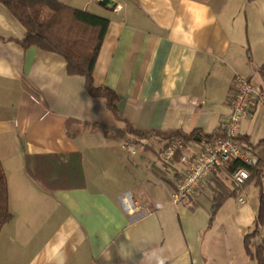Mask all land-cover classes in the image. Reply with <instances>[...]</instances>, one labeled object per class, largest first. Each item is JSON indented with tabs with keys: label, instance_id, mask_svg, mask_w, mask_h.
Masks as SVG:
<instances>
[{
	"label": "crops",
	"instance_id": "crops-1",
	"mask_svg": "<svg viewBox=\"0 0 264 264\" xmlns=\"http://www.w3.org/2000/svg\"><path fill=\"white\" fill-rule=\"evenodd\" d=\"M59 1L108 19L93 82L117 94L119 118L81 76L67 74L63 56L23 46L24 26L0 2V163L11 214L0 264L255 263L243 238L256 223L259 190L257 202L238 201L254 180L236 189L226 164L201 193L175 203V179L208 142L183 148L188 163L160 159L168 132H220L235 77L264 87L236 18L242 2ZM125 123L153 135L107 134ZM244 137L255 153L264 149V110L255 105L238 125ZM261 179L264 187V168ZM215 186L231 194L210 220ZM231 196L236 206L222 216Z\"/></svg>",
	"mask_w": 264,
	"mask_h": 264
},
{
	"label": "trees",
	"instance_id": "trees-1",
	"mask_svg": "<svg viewBox=\"0 0 264 264\" xmlns=\"http://www.w3.org/2000/svg\"><path fill=\"white\" fill-rule=\"evenodd\" d=\"M13 16L24 26L25 35L21 41L22 45L36 46L38 48L55 52L63 56L66 61V72L70 75H78L84 79L85 89L91 96H102L107 99V104L112 112L119 118L115 106L117 94L107 87H96L93 82L94 63L101 47L105 31L108 26V19L89 11L71 7L59 0H0ZM264 64L260 67L263 71ZM121 120V119H120ZM107 134L114 138L135 142L136 139L151 138L153 135L150 130H139L133 128L128 123L121 130H106ZM68 135L74 133L67 127ZM166 144L173 140H180L182 149L192 141H201L203 138L206 143L219 136L198 134L192 132L185 134L178 130L167 133ZM197 137L198 139H195ZM169 140V141H168ZM236 140L245 148L252 149L248 137ZM181 150H176L171 161H176L180 157ZM256 156L255 165L248 166L250 177L248 181L254 180L259 190V203L257 210L256 223L251 232L243 238L246 253L255 261V264H264V240L251 248V241L257 236L259 226L264 223V192L261 172L264 168V149L254 152ZM228 165V170L242 164L238 160H232ZM253 178V179H252ZM212 191L211 207L209 209L210 220L216 214L221 203L227 195L231 193L225 189L219 190L215 186ZM235 189H232L234 192ZM8 208L7 181L0 163V230L10 219Z\"/></svg>",
	"mask_w": 264,
	"mask_h": 264
},
{
	"label": "built area",
	"instance_id": "built-area-1",
	"mask_svg": "<svg viewBox=\"0 0 264 264\" xmlns=\"http://www.w3.org/2000/svg\"><path fill=\"white\" fill-rule=\"evenodd\" d=\"M253 105L264 110V87L255 86L247 77H235L230 96L231 111L227 121L221 126V134L205 144L189 166L180 171L171 192L173 202L186 201L201 193L205 179L232 160H238L242 164L229 172L232 185L236 189L245 185L250 177L247 167L255 165L257 159L254 151L243 147L236 138L240 121L249 114ZM178 149L181 150L179 161L188 163L189 155L182 152L178 139L163 147L160 159L165 163L171 162ZM238 201L244 203V198L239 194Z\"/></svg>",
	"mask_w": 264,
	"mask_h": 264
},
{
	"label": "rangeland",
	"instance_id": "rangeland-1",
	"mask_svg": "<svg viewBox=\"0 0 264 264\" xmlns=\"http://www.w3.org/2000/svg\"><path fill=\"white\" fill-rule=\"evenodd\" d=\"M243 4V8L239 10L236 18L238 17L240 20V30L241 34L244 38L246 48L248 51V60L253 64L254 62H259L258 66H262L264 64V0H240ZM263 39V43L261 42ZM250 42V44L248 43ZM263 48V53L261 49ZM256 49L259 52L258 58L256 59ZM260 60V61H259ZM258 72V71H257ZM252 83L256 84L254 78H252ZM258 84V83H257ZM134 148L137 149V146ZM257 187L251 184L246 188L244 192H241V196L244 200L253 204L257 202ZM264 191V187H263ZM230 200L227 202V207L221 212V215L224 216L227 211L235 208V200L234 197H229ZM221 216V218H222ZM230 220L226 219V225H229ZM252 228V227H251ZM260 235L252 239L251 248L264 240V223L262 228L260 229ZM255 264L254 262H252Z\"/></svg>",
	"mask_w": 264,
	"mask_h": 264
},
{
	"label": "water",
	"instance_id": "water-1",
	"mask_svg": "<svg viewBox=\"0 0 264 264\" xmlns=\"http://www.w3.org/2000/svg\"><path fill=\"white\" fill-rule=\"evenodd\" d=\"M107 2H109V0H102V1H101V3H102L103 5H105ZM112 4H113V2H112Z\"/></svg>",
	"mask_w": 264,
	"mask_h": 264
},
{
	"label": "clouds",
	"instance_id": "clouds-1",
	"mask_svg": "<svg viewBox=\"0 0 264 264\" xmlns=\"http://www.w3.org/2000/svg\"><path fill=\"white\" fill-rule=\"evenodd\" d=\"M159 264H164V261H163V260H160V261H159Z\"/></svg>",
	"mask_w": 264,
	"mask_h": 264
},
{
	"label": "bare ground",
	"instance_id": "bare-ground-1",
	"mask_svg": "<svg viewBox=\"0 0 264 264\" xmlns=\"http://www.w3.org/2000/svg\"><path fill=\"white\" fill-rule=\"evenodd\" d=\"M221 129V128H220ZM169 141V140H168Z\"/></svg>",
	"mask_w": 264,
	"mask_h": 264
}]
</instances>
